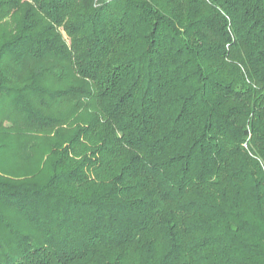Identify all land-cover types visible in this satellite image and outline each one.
I'll use <instances>...</instances> for the list:
<instances>
[{
    "label": "trees",
    "instance_id": "16d2710c",
    "mask_svg": "<svg viewBox=\"0 0 264 264\" xmlns=\"http://www.w3.org/2000/svg\"><path fill=\"white\" fill-rule=\"evenodd\" d=\"M0 264H264V0H0Z\"/></svg>",
    "mask_w": 264,
    "mask_h": 264
}]
</instances>
